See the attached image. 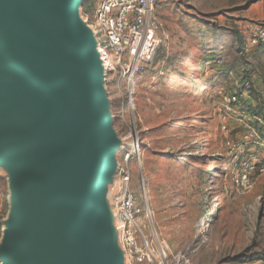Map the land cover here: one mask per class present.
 <instances>
[{"label":"rangeland","instance_id":"rangeland-1","mask_svg":"<svg viewBox=\"0 0 264 264\" xmlns=\"http://www.w3.org/2000/svg\"><path fill=\"white\" fill-rule=\"evenodd\" d=\"M49 1L58 15L74 18L78 38L96 39L92 25L102 0ZM16 6L39 25L29 0ZM158 17L166 36L155 62L133 84L111 70L105 50L88 45L102 81L110 172L99 185L97 208L70 230L77 259L66 264H97L107 250L96 221L121 193L126 175L145 235L155 246L163 243L170 264H264V48L244 38L250 23L264 21V0H160ZM28 33L38 45L49 44ZM57 44L67 52L61 37ZM234 95L237 113L226 115L225 99ZM251 155L258 159L253 187L240 188ZM23 172L0 162V264H15L11 256L21 248L12 185ZM109 246L121 254L117 239Z\"/></svg>","mask_w":264,"mask_h":264},{"label":"water","instance_id":"water-1","mask_svg":"<svg viewBox=\"0 0 264 264\" xmlns=\"http://www.w3.org/2000/svg\"><path fill=\"white\" fill-rule=\"evenodd\" d=\"M39 1L65 28L67 52L44 51L26 36L29 29L43 39L47 30L49 18ZM29 2L40 19L38 26L18 14L16 0H0V162H14L24 171L12 185L21 248L11 260L66 264L77 259L70 230L97 208L99 185L110 172L103 142L102 81L95 77L87 52L97 42L78 38L71 29L74 18L58 15L49 0ZM74 7L73 1L68 6L71 17ZM104 213L96 221V233L107 250L97 264H124L122 251L117 255L109 246L114 238L118 241L111 207Z\"/></svg>","mask_w":264,"mask_h":264},{"label":"built area","instance_id":"built-area-1","mask_svg":"<svg viewBox=\"0 0 264 264\" xmlns=\"http://www.w3.org/2000/svg\"><path fill=\"white\" fill-rule=\"evenodd\" d=\"M159 5L160 0H102L97 7L92 25L97 46L109 54L111 70L121 73L130 84L155 62L166 36L158 17ZM244 36L250 45L264 48V21L250 23ZM238 103L237 95L227 97L226 115L237 113L234 107ZM257 162V157L251 155L242 165L238 187H253L251 176ZM123 182V189L113 199L111 209L124 261L130 264H170L163 243L155 246L145 235L146 225L130 191L128 175ZM151 223L155 229L152 220Z\"/></svg>","mask_w":264,"mask_h":264},{"label":"bare ground","instance_id":"bare-ground-1","mask_svg":"<svg viewBox=\"0 0 264 264\" xmlns=\"http://www.w3.org/2000/svg\"><path fill=\"white\" fill-rule=\"evenodd\" d=\"M40 2V1H39ZM40 6H41V10L42 13L45 14V16H47L49 18V20H47V24H46V28H45V34H44V39L46 40L47 43H49L48 45H46L47 47H44L43 45H41L47 52H59V48H60V45L57 44V39L58 37H61V40H62V47L64 46L65 49L68 51V46H67V41L64 37V31H65V28L61 26L60 22L57 20V19H54L52 16H48L50 15V11L49 9L45 6V4H41L40 2ZM18 23V21H17ZM18 27L19 24H18ZM58 30V31H57ZM58 32H59V36H58ZM26 36L30 38L31 41H33L32 43H34L36 46L40 47V45H38V39H36V37H32V35L30 33H26ZM21 39V37H20ZM40 43V41H39ZM44 50V51H45ZM133 86V85H132Z\"/></svg>","mask_w":264,"mask_h":264}]
</instances>
